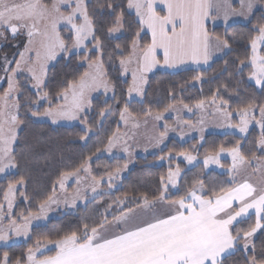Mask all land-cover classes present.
<instances>
[{
  "label": "snow or ice",
  "instance_id": "obj_1",
  "mask_svg": "<svg viewBox=\"0 0 264 264\" xmlns=\"http://www.w3.org/2000/svg\"><path fill=\"white\" fill-rule=\"evenodd\" d=\"M257 0H240L241 8L251 13ZM160 5V9H157ZM109 9L115 11L113 4ZM127 8L135 11L139 31L131 40L130 50L124 55L125 49L117 44L120 50L119 64L121 75L131 72L132 81L127 89L130 97L132 93L142 96L145 76L156 67L176 68L191 61L194 64H207L211 57L212 41L216 40V50L230 48L228 40L213 38L208 31L207 21H215L221 14L227 22L231 9L228 0H127ZM234 12V10H233ZM243 14V13H242ZM64 25L69 33L68 38L61 35L59 26ZM123 27V13L115 16L114 26L107 28L109 38ZM147 30L150 34V42L140 43V32ZM27 36L24 50L19 53L20 59L15 61L16 66L11 68V61L3 66L8 87L0 95V174L8 170L18 168L19 164L14 155V144L18 139L17 130L23 124L20 118L21 103L18 93L20 86L17 75L27 72L31 78L32 87L36 90V100L29 106L31 115L37 119H48L52 124L61 120H78L80 114L86 108H91V94L103 88L109 90L115 96L114 87L106 79L104 70L103 41L96 35V25L85 0H0V36L10 33L15 38L21 32ZM257 35L250 40L252 54L249 57L251 72L249 79L264 89V55L258 51L261 42H264V24L254 28ZM69 40L71 43H69ZM94 41V49L100 54L95 60L89 59V53H83V62L87 63L88 70L78 79L69 80L67 85L56 93L55 99L59 103H53L50 94L44 91L46 68L49 61L55 60L58 54L71 58L75 54L79 57L80 50L86 48V41ZM159 50V51H158ZM159 52L163 53L160 59ZM34 53L32 55H26ZM243 70L244 61L240 62ZM10 69V73H9ZM3 79V77H0ZM195 79L199 80L197 76ZM213 94L212 103L216 105V112L225 117H230L227 111L228 102H217ZM41 101H48V106L40 111ZM198 108L204 107V101L197 103ZM259 107L260 119L256 120L253 105H248L239 110L240 122L235 127L241 134L248 132L252 120L261 129L257 147L264 151V105ZM185 108H188L185 105ZM188 108V111H191ZM167 111V109H165ZM250 112L253 113L250 117ZM151 113H146L150 115ZM101 115H106L101 110ZM121 119L127 122V118L133 117L127 104L120 113ZM134 118V117H133ZM162 114L155 115L156 120H161ZM86 125V121H81ZM202 123V121H201ZM138 126V125H133ZM168 130L160 133L162 140ZM91 129L86 127L84 140ZM120 141L115 134L108 139L110 151ZM160 140H157L159 144ZM241 145L227 150L232 157V164L228 168L231 178V187L219 188L212 185L209 189L203 180H196L191 186H186L184 194L178 198L169 200V185L179 191V178L181 169L179 164L175 169L169 167L167 179L161 176L158 196L150 200L148 195H142V204L146 208H152L157 202L167 204L169 212L163 215H154L151 220H145L133 227H122L129 221V213H121L114 217V227L118 229L110 236L105 235L107 220H102L98 225L89 227L85 223L82 229L71 231L56 239L46 238L41 244L37 240L35 247H29L26 255V264H225V258L242 245L247 251L251 245L250 256L245 258L244 264H264V254L259 258L256 255L252 237L258 230L264 229V187L259 190L247 179L236 183L235 176L241 168L248 163V158L240 151ZM128 152L127 148H124ZM225 149L206 155L203 160L204 167L210 164L220 165V155ZM189 164L196 157L188 152H182ZM171 157H161L160 159ZM127 165H125L126 167ZM88 171L87 168L83 169ZM121 169L117 168L108 174L111 182L118 178ZM69 174H64L61 179V187ZM79 182V181H78ZM23 177L15 182H9L4 199L7 201L9 217L15 192L18 185H24ZM100 181L93 177V191L99 186ZM24 195V193H21ZM77 197L79 190H77ZM25 200L28 199L24 195ZM57 201L49 197L40 205V215L33 216L29 213L24 218L23 224H17L10 220L9 231L0 230V241L5 243L10 234L30 238L29 226L33 219L39 220L47 215V206ZM74 202V201H73ZM138 205L140 201H135ZM122 203V202H121ZM3 205H0V211ZM250 210L255 211V222L248 228H236L245 218H250ZM235 229V231H234ZM53 245L54 255H41L42 248ZM264 253V249L261 250ZM4 264H8V254L5 253ZM16 264H24L18 258Z\"/></svg>",
  "mask_w": 264,
  "mask_h": 264
},
{
  "label": "trees",
  "instance_id": "obj_2",
  "mask_svg": "<svg viewBox=\"0 0 264 264\" xmlns=\"http://www.w3.org/2000/svg\"><path fill=\"white\" fill-rule=\"evenodd\" d=\"M260 2L264 3V0ZM103 4L115 6V11L110 9V13L106 15L104 28L96 29V35L103 41L102 58L104 70L107 73L106 79L114 87L115 96L111 91V97L99 96L92 101V112L85 117L91 134L81 140L80 137L85 135V130L81 126H53L47 122L37 121L29 111V106L36 107L32 104V101L36 100V91L28 88L30 81L19 85L20 118L23 124L18 129V139L14 145V155L19 167L14 168L13 173L0 180V205H3V210L5 208L4 194L9 182H15L21 177L25 181L24 185L17 186L19 189L15 193L17 203L14 217L16 215L27 217L29 213L37 214L40 205L58 191L64 174H75L88 167L92 178L99 180L110 172H114L115 169L123 167L125 163L123 159H108L100 153L108 145L109 137L121 130L118 125V115L126 104L129 111L133 113V117L142 118L146 116V113H164L165 109L168 111L170 107L179 104L194 108L200 101L204 103L212 101L213 94L217 93V102L220 100L228 102L227 111L231 113L232 123H236L235 115L240 109L251 104L255 112L260 113L259 107L256 106L264 105V89L257 88L249 79L250 40L257 35L254 28L264 24L262 9L257 10L246 25L235 24L226 29L216 28L209 32L221 40H228L230 48L223 57L200 70L152 73L146 79L142 99L138 102L130 100L127 94L130 81L121 75L120 50L116 49V45H121V48L125 49L124 55H127L131 40L139 31V25L135 15L127 8V0H105ZM121 12L123 13V33L121 36L109 38L107 28L114 26L115 16ZM139 39L142 45L150 42L149 36L144 31L140 32ZM6 48V46L0 47V53L4 56L7 54ZM86 48L89 59L95 60L97 56L92 52L91 44ZM260 54L264 55V45ZM82 60L83 54L79 57L74 54L71 58H59L49 67L43 90L49 92L54 104L59 103L55 99L56 93L65 87L69 80L78 79L87 71ZM241 61H244L246 65L243 66L242 71H240ZM197 76L200 77L199 80L195 79ZM4 90L5 88L0 86V95ZM47 106L48 101L40 102V111ZM102 109L106 111V115H101ZM260 135L261 129L253 127L244 136L211 133L202 140L194 138L184 143L170 140L160 152L136 157L132 167L120 179L113 192L102 184L100 186L102 193L95 198L87 200L72 212L61 213L46 223L31 228L30 238L26 241L0 247V264H4L5 253L8 254V264H16L18 258L26 264L27 250L29 247L34 248L37 240L44 244L46 238L56 239L58 236L82 229L85 223L89 227L96 226L105 218L108 223L121 213L140 207L143 205V194L148 195L150 200L153 196L159 195L161 176L167 179L169 167L175 169L177 164L182 172L179 191L169 188V200L184 194L186 186L191 185L187 182L191 176L196 180H203L209 189L213 184L217 188L221 185L231 187L232 183L228 175V168L231 166L229 160H221L218 170H206L203 165H196L186 170L185 162L178 161L177 157H181L179 154L182 152L190 154L194 152L197 158H204L206 155L219 151L221 147L228 152L227 150L236 147L239 142L241 153L248 158V164L255 168L256 163L264 161V151L257 147ZM161 157L171 158L160 159ZM21 193H24L28 199L25 200ZM137 200L140 201L139 205L135 202ZM254 222L255 215L250 214V218H245L236 225V228L246 229ZM252 243L255 245L256 255L259 258L264 254L261 251L264 249V229L255 234ZM45 248L48 249L42 248V253L38 254V257L54 255L53 245H47ZM251 254V245L247 251L242 248V245H238L237 250L225 258V264H244L245 258Z\"/></svg>",
  "mask_w": 264,
  "mask_h": 264
},
{
  "label": "rangeland",
  "instance_id": "obj_3",
  "mask_svg": "<svg viewBox=\"0 0 264 264\" xmlns=\"http://www.w3.org/2000/svg\"><path fill=\"white\" fill-rule=\"evenodd\" d=\"M105 0H85V3L87 4L89 14L92 16L94 23L97 28H104L103 23L106 21V15L110 13V9L108 6H105L104 3ZM46 2H50V0H46ZM228 2L231 4V9H229L230 15L225 22L223 15L217 17L215 21L209 19L207 21V27L208 31L212 32L216 28H228L235 24H241L246 25L250 22L252 19L254 13L262 9L264 13V3L260 2V0H257L255 8L252 10L251 13H247L245 9L241 8L240 0H228ZM160 5H157V9H160ZM234 10V12H233ZM131 13L135 15L134 10H130ZM243 13V14H242ZM136 17V16H135ZM137 20V18H136ZM61 35L65 38H68L69 33L65 30L64 25L59 26ZM144 32L150 37V34L145 29ZM123 33L122 28L120 31L113 34V37L121 36ZM213 38L217 37L216 35H212ZM11 40L10 42H8ZM93 41L89 40L86 41V45L88 46L91 44L92 46V52L96 54L98 57L100 54L94 49V43ZM8 43V44H7ZM27 43V36L22 31L20 34H18L15 38L11 36L10 33H5L4 36H0V47L6 46V55L0 53V77H3V79H0V86H3L5 89L8 87V82L6 78V74L3 70V66L7 61H11V68H14L16 66L15 61L20 59L19 53L24 50V46ZM69 43L71 41L69 40ZM216 40L213 39L212 44H216ZM93 44V45H92ZM264 45V42H261L258 48V51L260 53L262 46ZM74 54H75V50ZM85 51L88 52L87 48H83L80 50V54H83ZM159 51V50H158ZM229 51V48L225 49L224 53H227ZM4 53V52H3ZM89 53V52H88ZM73 54V55H74ZM252 54L251 51V44H250V56ZM26 55H32L34 56V53H28ZM76 55V54H75ZM65 57L63 54H58L55 60L49 61L46 68V73L59 58ZM160 59L163 58V53L159 52ZM87 67V63L83 62ZM188 70V69H201L197 67V64L186 62L179 67L176 68H166V67H156L151 72H148L145 76V79L149 77L152 73L156 71H166V72H178L181 70ZM10 69H9V73ZM124 79H127L132 81L131 72L122 75ZM46 78V76H45ZM18 84L27 83V81H30V84L28 88L31 91H36L31 85L32 81L27 72L19 73L16 77ZM251 83L256 86L257 88H260L256 85L254 80H251ZM146 85V83H145ZM144 85V88H145ZM19 95V93H18ZM99 96L109 98L111 97V90H109L107 93L104 91L103 88L99 89L98 91H94L91 94V108H86L84 112L80 114V119L78 120H61L58 121L56 124H52L50 120L48 119H37L39 122H47L53 126H81L84 130H86L87 125L81 123V121L86 120V116L90 115L92 112V101L94 99H97ZM143 96V95H142ZM142 96H138L136 93H132V95L129 97L130 100L138 101L140 102L142 99ZM44 103V101H41ZM59 102V101H58ZM189 108V107H188ZM188 108H185V105L179 104L170 107L168 111L161 113L162 119L156 120L155 115L156 114H150L146 115L142 118H133L129 117L127 118V122L125 120L121 119L120 113L118 117V125L121 127L120 131H117L115 133L116 136L120 137L119 143L113 147L110 151L108 150V145L105 149H103L100 153L101 156H104L108 159H123L124 165L121 168V171L119 173L118 178L113 179L111 182L108 179V175L105 177H101L99 179L100 183L99 186L96 187V190L93 191V178L90 174L89 168L88 171H84L83 169L75 174H70L67 176V179L64 180L63 187H61V182L58 186V191L52 196L57 202L52 203L47 206V215L39 220L33 219L30 226H29V232L31 228L35 226L42 225L46 223L48 220L57 217L61 213L66 212H72L77 207L84 204L89 199L95 198L97 195L101 194L100 186L102 184H105L108 187V190L110 192H113L120 181V179L126 174V172L132 167L134 163V159L136 157H145L148 155H154L158 152H160L162 149H164L167 145V143L170 140H175L179 143L187 142L191 139H199L202 140L207 134L211 133H217V134H232L237 136H244L245 134H241L237 128L235 127H228V124L232 125H238L240 122V116L238 114L235 115V121L236 123H232L230 117H225L219 112H216V105L212 103V101L204 103L203 108H198L197 106L194 108H191V111H188ZM253 113L250 112V117ZM254 115L256 120L260 119V113H256L254 111ZM256 120H252V122L249 124L248 131L251 128H256L260 130V127L256 123ZM202 121V123H201ZM138 126H133V125ZM167 125L168 130L164 138L160 139V133L165 131V126ZM18 132V130H17ZM91 131L87 133V135H90ZM157 140H160L159 144H157ZM15 145V144H14ZM124 148L128 149V152L124 151ZM193 156L196 157V154L192 152ZM178 161H184L186 164V167L188 169L195 167L196 165H203L204 158H197L193 161L191 164H189L186 160H184L183 156L177 157ZM221 160H229L232 164V157L228 155V152H222L220 155V161ZM125 165H127L125 167ZM206 170H218L220 169L219 165L216 164H210ZM14 172V169L8 170L5 174H0V180L3 179L5 176L11 174ZM182 176V172H181ZM245 179H247L250 183H252L257 190H259L261 187H264V161H259L256 163L255 168H253L250 164L246 163L239 173L235 176L236 183L243 182ZM181 177L179 178V184H180ZM231 180V178H230ZM79 181V182H78ZM196 181V178L191 176L188 178V183L192 185V183ZM190 185V186H191ZM180 186V185H179ZM184 187V186H183ZM170 189L177 190L171 187L169 185ZM17 189H19L17 187ZM77 190H79V196L77 197ZM106 192V190H103ZM16 193V192H15ZM74 201V202H73ZM16 199L13 200V205L11 209V215L9 217V210L7 206V201L4 202V210L0 213V230L8 232L9 231V224L10 220H15L17 224H23L24 218L22 216L16 215L15 217V206H16ZM250 214L255 215L254 210H250ZM40 215V209L37 214L33 216ZM28 217V216H27ZM111 222V221H110ZM109 223V222H108ZM259 231V230H258ZM257 231V232H258ZM256 234V233H255ZM253 235V237L255 236ZM253 237L251 239H253ZM28 239V238H27ZM24 236H16L14 233L10 234L9 239L5 243L4 241H0V247H6L13 244H17L20 242H24L27 240ZM243 248V247H242ZM48 248H43V250H46ZM42 252L37 253L40 254ZM234 253V252H233Z\"/></svg>",
  "mask_w": 264,
  "mask_h": 264
},
{
  "label": "crops",
  "instance_id": "obj_4",
  "mask_svg": "<svg viewBox=\"0 0 264 264\" xmlns=\"http://www.w3.org/2000/svg\"><path fill=\"white\" fill-rule=\"evenodd\" d=\"M225 49L226 48H223L221 46L219 50H216V44H212L211 57H210L208 63L207 64H204V63L197 64V67L201 68V69L208 67L211 63H213L214 61L223 57V55L225 54L224 53ZM189 62H191V61H189ZM197 70H200V69H197ZM169 211H170V209L168 208L167 204L161 203V202H157L154 205V207H152V208H146L143 205H141L140 207L132 209V211L129 213V221H128L127 225H121V226L122 227L126 226V227L131 228L135 224L141 223L145 220H151L154 215H163L164 213L169 212ZM127 212H125V213H127ZM107 224H108V226H107V229L105 231V235L110 236L114 231L118 230L114 227V224H115L114 220H112L111 222H109Z\"/></svg>",
  "mask_w": 264,
  "mask_h": 264
}]
</instances>
